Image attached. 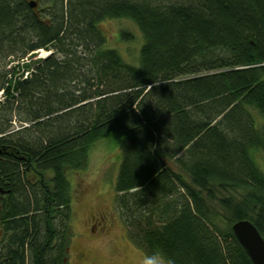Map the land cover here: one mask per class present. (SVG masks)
<instances>
[{
    "label": "trees",
    "instance_id": "1",
    "mask_svg": "<svg viewBox=\"0 0 264 264\" xmlns=\"http://www.w3.org/2000/svg\"><path fill=\"white\" fill-rule=\"evenodd\" d=\"M30 2L0 0V264H70L68 175L105 134L116 208L149 258L253 264L232 226L264 238V0ZM108 20L137 27V66L106 47Z\"/></svg>",
    "mask_w": 264,
    "mask_h": 264
},
{
    "label": "rangeland",
    "instance_id": "2",
    "mask_svg": "<svg viewBox=\"0 0 264 264\" xmlns=\"http://www.w3.org/2000/svg\"><path fill=\"white\" fill-rule=\"evenodd\" d=\"M100 30L105 36L107 48L117 50L126 63L138 65L143 39L132 22L108 20L101 23ZM124 33L131 38H123ZM48 56L50 52L41 50L24 60L10 58L6 60L5 70L16 67L18 62L22 66H29L34 61ZM22 74L25 79L27 72L22 71ZM3 100L4 96L0 92V101ZM13 126L19 129L21 124L15 121ZM254 158L264 173L262 152L254 153ZM119 164L118 139L112 134H105L90 150L87 169L68 175L74 198L70 264H145L149 258L128 238L115 205L114 186ZM101 216L104 228L94 223V220Z\"/></svg>",
    "mask_w": 264,
    "mask_h": 264
},
{
    "label": "water",
    "instance_id": "3",
    "mask_svg": "<svg viewBox=\"0 0 264 264\" xmlns=\"http://www.w3.org/2000/svg\"><path fill=\"white\" fill-rule=\"evenodd\" d=\"M31 8L36 7V2H30ZM232 232L253 264H264V238L255 225L243 220L232 226Z\"/></svg>",
    "mask_w": 264,
    "mask_h": 264
},
{
    "label": "clouds",
    "instance_id": "4",
    "mask_svg": "<svg viewBox=\"0 0 264 264\" xmlns=\"http://www.w3.org/2000/svg\"><path fill=\"white\" fill-rule=\"evenodd\" d=\"M145 264H175L171 258H166L161 253H155L145 261Z\"/></svg>",
    "mask_w": 264,
    "mask_h": 264
},
{
    "label": "flooded vegetation",
    "instance_id": "5",
    "mask_svg": "<svg viewBox=\"0 0 264 264\" xmlns=\"http://www.w3.org/2000/svg\"><path fill=\"white\" fill-rule=\"evenodd\" d=\"M30 1H35V0H30ZM95 222V225H99L101 228H104V220H103V217H99V218H96L94 220ZM103 222V223H102ZM104 230V229H103Z\"/></svg>",
    "mask_w": 264,
    "mask_h": 264
},
{
    "label": "built area",
    "instance_id": "6",
    "mask_svg": "<svg viewBox=\"0 0 264 264\" xmlns=\"http://www.w3.org/2000/svg\"><path fill=\"white\" fill-rule=\"evenodd\" d=\"M28 74H26L25 78L27 77Z\"/></svg>",
    "mask_w": 264,
    "mask_h": 264
}]
</instances>
